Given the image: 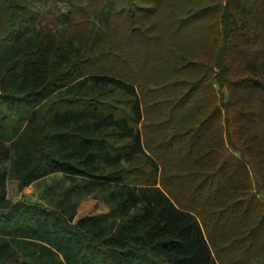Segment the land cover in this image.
<instances>
[{
  "label": "trees",
  "instance_id": "trees-1",
  "mask_svg": "<svg viewBox=\"0 0 264 264\" xmlns=\"http://www.w3.org/2000/svg\"><path fill=\"white\" fill-rule=\"evenodd\" d=\"M254 261L264 0H0V264Z\"/></svg>",
  "mask_w": 264,
  "mask_h": 264
},
{
  "label": "rangeland",
  "instance_id": "rangeland-1",
  "mask_svg": "<svg viewBox=\"0 0 264 264\" xmlns=\"http://www.w3.org/2000/svg\"><path fill=\"white\" fill-rule=\"evenodd\" d=\"M68 183L63 173L58 172L30 184L21 191L18 187V181L9 171L6 185L7 196L15 201L22 195H26L29 199L40 198L44 203L54 205L59 200V193L62 192ZM96 196V191H83L74 196L78 204L76 218L87 214L107 212L109 210V205ZM258 263L264 264L261 261H258Z\"/></svg>",
  "mask_w": 264,
  "mask_h": 264
},
{
  "label": "crops",
  "instance_id": "crops-1",
  "mask_svg": "<svg viewBox=\"0 0 264 264\" xmlns=\"http://www.w3.org/2000/svg\"><path fill=\"white\" fill-rule=\"evenodd\" d=\"M251 264H259V263H258V261H254V262H252Z\"/></svg>",
  "mask_w": 264,
  "mask_h": 264
}]
</instances>
